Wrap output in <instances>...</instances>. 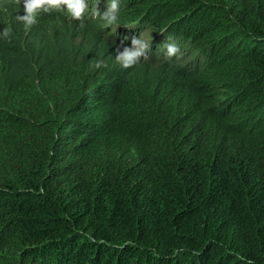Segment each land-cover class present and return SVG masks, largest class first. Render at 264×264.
<instances>
[{
    "label": "trees",
    "instance_id": "obj_1",
    "mask_svg": "<svg viewBox=\"0 0 264 264\" xmlns=\"http://www.w3.org/2000/svg\"><path fill=\"white\" fill-rule=\"evenodd\" d=\"M111 26L158 37L143 67L188 59L176 75L9 60L0 264H264V0H119Z\"/></svg>",
    "mask_w": 264,
    "mask_h": 264
},
{
    "label": "rangeland",
    "instance_id": "obj_2",
    "mask_svg": "<svg viewBox=\"0 0 264 264\" xmlns=\"http://www.w3.org/2000/svg\"><path fill=\"white\" fill-rule=\"evenodd\" d=\"M102 6L87 4L88 8L86 10L89 12L95 7V10L103 12L106 5ZM3 8L4 5L0 2V27L5 28L14 25L18 29H14L15 36L11 38H15L13 39L15 41L11 42L12 45L6 51L7 57L1 55L0 81L6 74L12 71L13 65L9 61L11 58H16L15 62L20 64L17 71L25 69L30 72L36 68L41 69L45 65L48 67L51 63L62 60L86 64H111L116 68L125 69L128 72L130 69H134L144 74L149 73L152 75H176L182 70L186 63L185 61L188 59V55H185L183 59L177 62V65L172 67L162 66L157 61L147 67H143L141 65H145V63L141 59L135 65L123 67L115 60L116 49L120 45V41L113 40L107 35V31H113L111 29L113 26L105 25L95 18V11L92 12V20L86 23L82 21L85 17L82 20H72L65 14L66 17L51 19L46 15L42 16L43 11H41L40 15H37L36 22L25 28L22 22L15 19L17 14H23V4H20V1H16L9 8ZM54 11L61 12L57 9H54ZM126 32V35L129 37L124 42L126 46H130V39L133 36H140L141 39L147 41L149 44L155 43L158 40V37L151 38L152 30L150 28L137 30V28L133 27L127 28ZM9 34L12 33L10 32ZM0 38L8 41L7 37ZM161 39L159 40L167 41V39ZM155 53L157 55V52ZM6 62L7 64H5Z\"/></svg>",
    "mask_w": 264,
    "mask_h": 264
},
{
    "label": "clouds",
    "instance_id": "obj_3",
    "mask_svg": "<svg viewBox=\"0 0 264 264\" xmlns=\"http://www.w3.org/2000/svg\"><path fill=\"white\" fill-rule=\"evenodd\" d=\"M16 1H20V4H23V14H17L15 19L22 22L25 28H28L36 22L38 13L41 11L49 12L53 9L64 12L72 20H82L85 10L88 8L87 4L89 5V1L87 2L86 0H2V3L4 7L8 8ZM94 11L95 18L99 21L103 22L105 25H113L118 20L119 0H106L105 11L103 10L102 13L98 10ZM9 33L10 28L5 27L0 30V37H8ZM128 39L129 37H124L116 49L115 60L123 67L137 64L141 57L147 54V50L150 47V44L141 39L140 36L131 37L130 46H126L124 42ZM178 52L179 46L177 44L168 43L166 45L165 55L167 57L171 58ZM249 264H251V262H249Z\"/></svg>",
    "mask_w": 264,
    "mask_h": 264
}]
</instances>
